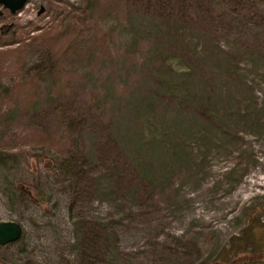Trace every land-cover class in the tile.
<instances>
[{
	"label": "trees",
	"instance_id": "16d2710c",
	"mask_svg": "<svg viewBox=\"0 0 264 264\" xmlns=\"http://www.w3.org/2000/svg\"><path fill=\"white\" fill-rule=\"evenodd\" d=\"M238 1L243 6L249 0ZM207 4L82 0L28 41L21 37L24 26H17L16 37L0 35V100L11 103L13 98L7 117L25 125L0 141V166L13 159L15 148L39 145L71 177L75 193L123 198L137 186V177L154 188L164 185L158 140L165 142L163 161L176 169L190 165L195 152L203 159L210 146L227 150L238 145L239 133L263 124L264 106L239 65L246 51L222 48L216 41L215 27L224 17L205 16L207 27L199 21L195 9L203 11ZM250 7L248 2L242 11ZM6 14L0 20L12 17ZM105 20L123 22L128 29L121 48L112 52L110 39L117 36L103 28ZM16 43L21 59H5L11 50L1 48ZM30 52L39 59L32 65L25 60ZM84 60L92 69L81 71L83 82L65 77ZM175 60L181 68L173 67ZM13 62H19L17 78L9 83L3 77ZM253 72L264 77V68ZM169 187L163 188L165 198L171 197ZM0 264L10 263L0 258Z\"/></svg>",
	"mask_w": 264,
	"mask_h": 264
},
{
	"label": "rangeland",
	"instance_id": "374dc122",
	"mask_svg": "<svg viewBox=\"0 0 264 264\" xmlns=\"http://www.w3.org/2000/svg\"><path fill=\"white\" fill-rule=\"evenodd\" d=\"M205 1V10L195 7L199 21L207 27L205 16L224 17L215 27L216 41L222 48L246 51L239 65L254 86L257 103L264 106V77L253 72L264 68V0H249L245 11L248 2ZM81 2L29 0L12 17L0 20V35L16 37L17 26H24L21 37L28 41ZM101 24L117 36L110 39L115 45L109 44L108 52L121 48L128 30L124 23ZM19 46L1 48L11 50L5 59L20 60ZM31 53L25 55L28 65L39 61ZM18 63L3 77L6 82L17 78ZM171 63L182 67L180 61ZM71 68L65 77L75 83L84 81L83 69H92L87 60ZM49 79L44 77L43 86ZM8 99L0 100V141L25 126L7 117L8 105L14 104ZM246 129L239 133L238 145L227 150L210 146L203 159L195 152V160L181 169L163 161L165 142L158 140L155 152L164 165V185L154 188L137 177V186L123 198L75 193L71 177L51 154L39 145L15 148L13 159L0 166V221L19 222L25 233L19 241L0 246V258L10 264H264V114L258 129ZM166 185L169 198L164 197Z\"/></svg>",
	"mask_w": 264,
	"mask_h": 264
},
{
	"label": "water",
	"instance_id": "95a60500",
	"mask_svg": "<svg viewBox=\"0 0 264 264\" xmlns=\"http://www.w3.org/2000/svg\"><path fill=\"white\" fill-rule=\"evenodd\" d=\"M29 0H0V6L9 13L16 14L22 10ZM23 226L16 221H0V246L11 244L22 238Z\"/></svg>",
	"mask_w": 264,
	"mask_h": 264
},
{
	"label": "flooded vegetation",
	"instance_id": "af4514ba",
	"mask_svg": "<svg viewBox=\"0 0 264 264\" xmlns=\"http://www.w3.org/2000/svg\"><path fill=\"white\" fill-rule=\"evenodd\" d=\"M1 11L9 12L7 9H4L2 6H0V17L3 15L1 14ZM11 14V13H10ZM13 15V14H12Z\"/></svg>",
	"mask_w": 264,
	"mask_h": 264
}]
</instances>
